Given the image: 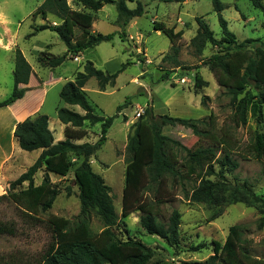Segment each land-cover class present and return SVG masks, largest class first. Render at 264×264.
Wrapping results in <instances>:
<instances>
[{
	"label": "rangeland",
	"instance_id": "1",
	"mask_svg": "<svg viewBox=\"0 0 264 264\" xmlns=\"http://www.w3.org/2000/svg\"><path fill=\"white\" fill-rule=\"evenodd\" d=\"M43 1L0 0V100L9 96L13 88L12 74L16 49L21 51L32 70L28 84L19 86L24 90L26 98L12 108L0 110V196L8 191L9 183L24 173L40 153L38 150L25 152L19 149L12 136L16 126L13 113L24 104L25 118L46 115L54 142L58 136L63 140L64 135L57 120L56 110L66 107L79 114H83V111L78 106L70 107L61 102L59 90L62 84L73 80L76 72L82 71L86 61L92 62L96 69L110 74L119 71L122 65L126 64L116 78L115 85L107 87L104 92L98 90L94 79H90L84 87L95 114L105 118L115 117L106 133L104 144L91 158L90 164L92 170L100 175L111 189L113 206L119 217L118 228L114 230L116 237L120 240L139 239L156 251L153 261L205 264L212 255L211 242L223 243L231 226L244 225V247L249 255L264 261V228L258 229L257 226V220L261 216L258 208L233 201L229 192L221 195L224 198L220 200L221 203H193L183 198L179 187L172 190L173 198L161 204L158 211L159 219L163 222L167 221L172 210H177L181 215L179 242L176 248L169 247L157 236L148 235L140 226L139 211H133L127 217L121 218L128 137L135 123L146 119L147 109L153 117L167 115L181 119H202L207 123L211 117L210 121L215 124V129L212 130L206 125L199 126L198 130L202 135H195L181 126H163L162 135L192 151L206 146L218 147L220 127L230 125L232 107L229 98L219 86L214 73L203 65L218 49L208 44L202 53L198 54L190 45V40L197 30L195 17H202L214 37L221 38L219 17L213 11L211 2L185 0L179 5L165 0H127L130 9L135 8L136 1H139L143 5L144 13L123 27L116 22L117 11L113 4H107L94 12L85 10L77 0H67L72 10L89 12L93 16L91 32L114 33L115 36L110 42H102L76 55L78 62H74L75 57L69 54L60 67L49 69L38 65V54L61 56L66 52V46L56 33L49 30L29 36L34 27L59 24V20L52 15H47L45 19L40 16L32 19V13ZM220 1L223 4L221 17L227 22L228 29L235 35L238 43L246 39L264 40V15L254 9L248 0ZM153 22L173 27L174 32L183 31L177 41L179 67L175 68L171 60H162L163 56L169 53L171 43L160 32L153 30ZM75 35H79L77 29ZM120 35L123 38H120ZM196 73L204 83L200 88L195 86ZM163 78L165 79L162 81ZM118 106H121L119 112L116 110ZM137 114H140V117ZM83 128L87 131V136L81 143H95L100 137V124L90 126L85 122ZM261 132H264V109L261 121L257 122L249 113L245 125L235 129L231 126V133L241 150L250 143L255 133ZM169 156L180 166L181 153L173 151ZM234 158L239 166L233 173H226L225 179L232 186L243 187L264 198V160L244 161L235 155ZM72 162L73 166L66 176L49 174L50 182L59 194L48 211L41 212L35 218H28L10 201H0V224L12 226L15 230L14 235L0 236V264H40L46 250L53 243L47 217L54 215L71 222L76 219L80 212V203L73 170L80 160L72 159ZM43 173L44 170H41L35 175V185L41 182ZM210 179L214 180L213 177ZM1 186L4 189L2 193ZM22 187L25 188L26 184ZM67 188L70 189L69 196ZM152 193H147L149 199H152ZM90 229L94 233L102 230L101 222L94 215L90 218ZM200 244L205 247L191 250V247Z\"/></svg>",
	"mask_w": 264,
	"mask_h": 264
},
{
	"label": "trees",
	"instance_id": "2",
	"mask_svg": "<svg viewBox=\"0 0 264 264\" xmlns=\"http://www.w3.org/2000/svg\"><path fill=\"white\" fill-rule=\"evenodd\" d=\"M181 5L185 0H165ZM213 11L218 15L221 38L216 39L202 17H195L197 30L190 45L201 54L206 45L216 47L218 51L210 56L203 65L216 76L220 87L229 98L232 107L229 116V127H220L219 146H206L189 150L179 142L162 135L165 125L181 126L191 130L195 135H202L199 126H208L212 130L215 124L206 120L173 118L167 115L153 117L146 110V119L135 123L128 137L126 147L125 187L122 195L121 218L133 211H139L140 226L148 234L157 236L169 247L176 248L179 242V225L181 215L172 210L163 222L159 219V206L173 198L172 190L179 187L186 201L193 203L220 202L223 193L229 192L235 202H242L258 208L261 216L257 220L258 229L264 228V198L256 196L248 189L232 186L226 179V173H233L241 160H264V132L255 133L253 139L241 150L239 143L231 133L245 125L250 113L257 122L262 119L264 109V40L246 39L238 43L235 35L228 29L227 22L221 17L223 4L220 0H208ZM251 6L264 15L262 0H248ZM88 11H99L107 4H113L117 11V23L126 26L129 21L144 13L143 5L136 1L133 9L128 8L127 0H77ZM52 15L59 24H48L34 27L31 35L49 30L57 34L65 44L66 52L61 56L48 53L38 54L36 61L41 68L55 69L60 67L69 54L76 55L93 48L102 42H110L115 34L91 32L93 16L89 12L72 10L67 0H44L32 13V19L40 16L45 19ZM264 27V21H262ZM152 28L160 32L171 43L169 53L162 60H171L174 67H179L177 41L183 31L174 32L173 27L153 22ZM79 35H75V30ZM122 35L124 33L122 32ZM120 38H123L120 35ZM123 40V39H122ZM126 64L115 73L96 69L92 62L86 61L83 69L76 72L73 80L66 81L59 90V99L67 106H78L83 114L66 107L56 110L57 120L64 125V139L54 142L48 126L46 115L28 117L23 114L24 104L13 113L16 126L13 131L20 150L25 152L40 151L37 159L24 173L9 183L8 191L0 196V201H10L28 218H35L41 212L51 209L58 190L50 182L49 174L64 177L73 166L72 159L80 163L73 170L74 183L78 189L80 212L71 222L62 217L49 215L47 223L53 235V243L46 250L40 264H173L169 261L156 260V251L136 238L120 240L116 237L119 217L113 206L111 189L103 178L91 168V158L104 144L106 133L115 117H103L94 113L85 94L84 87L90 79L96 81L98 90L104 92L107 87L115 85L116 78ZM32 73L29 63L19 49L14 51L13 88L9 96L0 100V109L21 99L24 90L20 85H27ZM167 76V73L165 74ZM165 78L162 79V81ZM203 81L195 74V86L200 88ZM121 106L117 107L119 112ZM19 122V123H18ZM85 122L90 126L100 124V137L95 143L81 141L87 136L83 128ZM181 153L180 166L173 162L170 152ZM217 167V169H216ZM44 170L40 184H34L35 175ZM214 178V180L210 178ZM194 180V181H193ZM195 184H191V183ZM26 184V187L22 186ZM152 191L149 199L147 193ZM67 196L70 189L66 190ZM176 196V194H175ZM96 216L102 224V230L94 233L90 229V218ZM244 225H233L223 243L212 241V255L205 264H264L248 254L244 245ZM12 226L0 224L1 235H14ZM204 244L191 247V250L204 248Z\"/></svg>",
	"mask_w": 264,
	"mask_h": 264
},
{
	"label": "crops",
	"instance_id": "3",
	"mask_svg": "<svg viewBox=\"0 0 264 264\" xmlns=\"http://www.w3.org/2000/svg\"><path fill=\"white\" fill-rule=\"evenodd\" d=\"M262 2H264V0H262ZM77 58V60L76 61H74V62H78V57H76ZM64 84V83H63ZM62 84V85H63ZM26 97H25V95H23V97L21 98V99H19V100H17V101H15L14 103H12L11 105H9V106H7V107H5V108H1L0 110H2V109H6V108H12L13 106H15L17 103H19V102H22L21 100H24ZM26 117V116H25ZM23 118L20 122H22L23 120H25L26 118ZM19 123V122H18ZM61 124V123H60ZM61 132L63 131V129H64V125H62L61 124ZM61 139V136H58V138H57V140L55 141V142H58V141H61L60 140ZM0 143H1V141H0ZM2 147V146H1ZM3 148V147H2ZM1 149V148H0ZM3 151V150H2ZM0 177H1V171H0ZM1 179V178H0ZM1 181V180H0ZM1 184V183H0ZM40 184V183H39ZM38 185V184H37ZM1 188H2V186H1ZM2 192H4V189L2 188V191H1V193Z\"/></svg>",
	"mask_w": 264,
	"mask_h": 264
},
{
	"label": "built area",
	"instance_id": "4",
	"mask_svg": "<svg viewBox=\"0 0 264 264\" xmlns=\"http://www.w3.org/2000/svg\"><path fill=\"white\" fill-rule=\"evenodd\" d=\"M76 60H77V58L75 57L73 61H76ZM137 116L140 117V114H137Z\"/></svg>",
	"mask_w": 264,
	"mask_h": 264
}]
</instances>
